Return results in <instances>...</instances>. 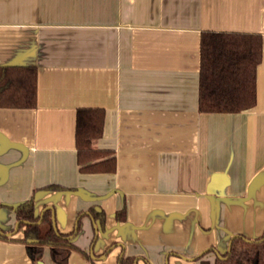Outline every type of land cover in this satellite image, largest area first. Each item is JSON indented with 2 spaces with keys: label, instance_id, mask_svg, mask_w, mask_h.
Listing matches in <instances>:
<instances>
[{
  "label": "crops",
  "instance_id": "crops-1",
  "mask_svg": "<svg viewBox=\"0 0 264 264\" xmlns=\"http://www.w3.org/2000/svg\"><path fill=\"white\" fill-rule=\"evenodd\" d=\"M207 29L264 37V0H0V64L39 74L36 107H0V229L12 236L0 264H34L13 209L32 196L63 232L79 224L70 264H117L123 250L136 264H215L234 236L264 234V57L253 108L201 112ZM83 106L106 109L95 146L115 151L114 173L79 169ZM93 205L106 212L96 238ZM41 261L54 264L49 249Z\"/></svg>",
  "mask_w": 264,
  "mask_h": 264
},
{
  "label": "trees",
  "instance_id": "trees-1",
  "mask_svg": "<svg viewBox=\"0 0 264 264\" xmlns=\"http://www.w3.org/2000/svg\"><path fill=\"white\" fill-rule=\"evenodd\" d=\"M264 57V37L260 32L203 30L200 41L199 110L211 113H237L253 108L258 101V68ZM38 67L35 65L0 64V107L33 108L38 104ZM106 109L83 106L77 110V162L82 173H114L117 170L115 151L95 146L105 131ZM48 189H65L59 184ZM18 240L26 245L34 264L43 259L46 249L54 264H70V255L78 250L74 237L79 224L63 232L53 218V209L43 215L36 212L34 197L13 206ZM90 214L99 221L95 238L106 226V212L93 205ZM125 220L126 207L116 213ZM41 220V221H40ZM16 232V233H17ZM12 238L0 229V239ZM31 239V240H30ZM115 244V243H114ZM109 246L104 254H107ZM137 256L123 250L117 264H136ZM215 264H264V234L250 238L238 234L232 238L231 249L218 255Z\"/></svg>",
  "mask_w": 264,
  "mask_h": 264
},
{
  "label": "water",
  "instance_id": "water-1",
  "mask_svg": "<svg viewBox=\"0 0 264 264\" xmlns=\"http://www.w3.org/2000/svg\"><path fill=\"white\" fill-rule=\"evenodd\" d=\"M51 208H52V207H51ZM46 209H48V207H46V208L44 209V211H45ZM44 211L42 212L41 215H43ZM53 218L55 219V215L53 216ZM40 221H41V220H40ZM19 225H20V223L17 222V224H16V228H15V231L18 230ZM10 234H11V233H10ZM30 240H31V239H30ZM231 246H232V240H231L230 245H229V250L231 249ZM92 255H93V257H96L94 254H92ZM218 255L221 256L220 253H218ZM40 263L42 264V261H40Z\"/></svg>",
  "mask_w": 264,
  "mask_h": 264
}]
</instances>
